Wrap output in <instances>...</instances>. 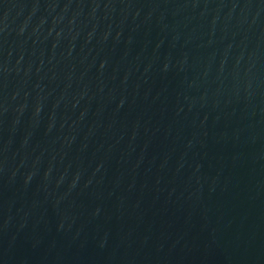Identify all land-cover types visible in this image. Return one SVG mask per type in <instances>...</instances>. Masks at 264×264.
<instances>
[{"label":"water","instance_id":"obj_1","mask_svg":"<svg viewBox=\"0 0 264 264\" xmlns=\"http://www.w3.org/2000/svg\"><path fill=\"white\" fill-rule=\"evenodd\" d=\"M0 264H264V0H0Z\"/></svg>","mask_w":264,"mask_h":264}]
</instances>
